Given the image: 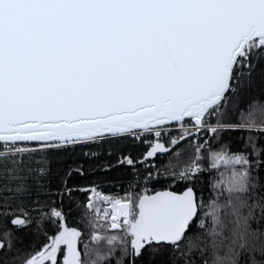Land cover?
<instances>
[{
	"label": "snow or ice",
	"instance_id": "6c2138e0",
	"mask_svg": "<svg viewBox=\"0 0 264 264\" xmlns=\"http://www.w3.org/2000/svg\"><path fill=\"white\" fill-rule=\"evenodd\" d=\"M257 60L264 0H0V264H60V252L62 264H264V100L235 104ZM226 131L239 133L235 149ZM204 132L219 144L207 168ZM145 136L154 139L142 163L173 155L143 184L163 175L182 190L136 181L110 196L65 182L62 196L95 194L78 207L107 251H80L83 233L67 227L62 200L41 212L55 235L20 256L13 229L32 224L24 201L44 190L52 152ZM206 170L219 178L203 184Z\"/></svg>",
	"mask_w": 264,
	"mask_h": 264
},
{
	"label": "trees",
	"instance_id": "16d2710c",
	"mask_svg": "<svg viewBox=\"0 0 264 264\" xmlns=\"http://www.w3.org/2000/svg\"><path fill=\"white\" fill-rule=\"evenodd\" d=\"M255 68L252 73L251 82L244 86L242 91L235 97V104L240 109H245L249 102L254 99L264 100V61L257 60L254 62ZM235 86V82H234ZM233 97L230 94L229 100L225 105V110L229 111V119H237L238 113L231 111ZM215 123V118L210 120ZM177 133L172 132V135ZM221 137L224 143H231L235 149L237 146L239 133L222 132ZM153 138L145 136L139 141L132 137L127 138H106L100 143L77 144L68 148L66 151L52 152L45 162L47 169L46 179L44 180L45 188L43 191H34L32 197L24 201V207L30 212L29 219L32 221L27 227L13 229L15 236V245L19 250L21 257L27 256L30 253L39 251L43 245L49 243L48 237L55 235L57 227L51 225L47 220L41 221V212L45 215L50 207H61L66 217V225L69 228H77L83 233V238L78 247L83 253L84 243H89V246L97 249L100 252H106L108 245L106 241L100 244H95L90 241L91 229L86 227L81 217L86 211L83 207H78L84 202H87V195H92L93 201L97 198L95 194L74 191L71 198L67 195L62 196L61 191L64 183L73 189H87L95 186L99 192L110 196H123L126 191H129L130 184L136 181L140 182L142 187L155 188L160 190L171 185V190H182L178 183H173L169 179H165L163 175L160 177V183L143 184V175L150 169L159 170L160 173L165 172V165L168 164L170 156L173 153L157 154L155 157L148 158L147 161L141 162L149 150V143ZM170 137L163 138L162 142L167 144ZM208 141V145L203 150L205 160L204 166L207 168V156L209 150H219V144L214 136H209L204 132L203 137L199 142ZM187 142L181 144V147H186ZM175 150H173L174 152ZM128 156L136 161L134 166H129L126 163L121 164L118 161L123 157ZM39 159V157H37ZM71 171L72 175L69 178L67 173ZM213 178H219V174L215 171L206 170L200 176V181L207 185ZM199 187V185H198ZM209 192L205 190V198ZM71 201V204H70ZM101 224L103 221L100 222ZM99 235L108 236L118 234V230H107L98 228ZM62 248L64 246H61ZM58 261L62 264L63 252L58 253ZM159 264V258H158Z\"/></svg>",
	"mask_w": 264,
	"mask_h": 264
},
{
	"label": "rangeland",
	"instance_id": "374dc122",
	"mask_svg": "<svg viewBox=\"0 0 264 264\" xmlns=\"http://www.w3.org/2000/svg\"><path fill=\"white\" fill-rule=\"evenodd\" d=\"M203 134H204V133H201L200 136L197 137L196 139L199 140L201 137H203ZM154 173L156 174V173H157V170H155ZM144 187H148V186H144ZM90 194H92V193H90ZM101 207H102V208H103V207H109V208H110V206H108V205H101Z\"/></svg>",
	"mask_w": 264,
	"mask_h": 264
},
{
	"label": "built area",
	"instance_id": "2783aa9c",
	"mask_svg": "<svg viewBox=\"0 0 264 264\" xmlns=\"http://www.w3.org/2000/svg\"><path fill=\"white\" fill-rule=\"evenodd\" d=\"M174 133H176L175 131H173ZM165 137H168V136H164L163 138H165ZM153 138V137H152ZM154 139V138H153ZM136 141H139V140H136Z\"/></svg>",
	"mask_w": 264,
	"mask_h": 264
}]
</instances>
